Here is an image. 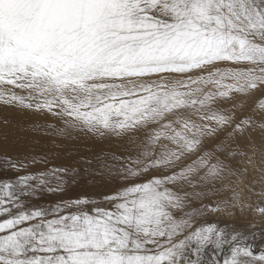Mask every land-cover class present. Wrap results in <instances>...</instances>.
<instances>
[{"label": "snow or ice", "instance_id": "snow-or-ice-1", "mask_svg": "<svg viewBox=\"0 0 264 264\" xmlns=\"http://www.w3.org/2000/svg\"><path fill=\"white\" fill-rule=\"evenodd\" d=\"M258 91L264 0H0V104L89 132L144 131L137 155L114 157L119 186L98 198L30 203L46 176L62 184L69 169L0 156L16 173L0 178V264H264V229L196 219L241 202L247 169L235 158L256 168L262 152L238 140L264 135V99L250 114L218 105ZM221 132L215 152L202 151ZM253 194L242 210L264 219V191Z\"/></svg>", "mask_w": 264, "mask_h": 264}, {"label": "rangeland", "instance_id": "rangeland-1", "mask_svg": "<svg viewBox=\"0 0 264 264\" xmlns=\"http://www.w3.org/2000/svg\"><path fill=\"white\" fill-rule=\"evenodd\" d=\"M175 78H170L174 80ZM264 99V91H258L251 97L237 96L233 101H225L228 103L226 108L232 106V103L237 105L243 104L242 114H250L252 109L256 107L260 100ZM219 107L222 102H219ZM241 113H238V115ZM7 121V125L5 124ZM264 123V121H258ZM48 124L53 125L56 129H64L62 135H58L55 129L44 127ZM18 126L23 127V131L18 130ZM39 127V130H31L33 127ZM66 132L68 134L76 133L77 135L94 136L97 139H105L106 130L97 128L94 132H89L82 124L73 122V125H67L61 118H53L48 114H31L23 112V110H16L0 104V156L5 154L9 156H31L34 158H43L44 162L31 167L29 171H47L53 167H67L69 172L61 178L63 183L57 179L56 175H49L45 177L48 182L47 186L41 185L35 189V199L27 198L30 203L48 206L59 201H68L81 196H88L90 198H98L101 195L113 191L120 183L119 167L121 161L114 159L115 156L125 157L119 155L118 152H113L109 149L95 150L88 143L79 142L74 136L65 138ZM142 136L144 131L142 130ZM113 134V133H112ZM125 134L134 135L135 132H128ZM226 133L221 132L216 138L209 139L207 143L203 144L202 151L215 152L216 144L220 139L224 138ZM115 135V134H114ZM117 136V135H115ZM220 137V138H219ZM210 142V144H209ZM250 143H255L261 148L262 155L257 156L256 168L247 164V161L242 157L237 156L234 164L238 168H246L247 174L243 177L242 183L239 185L241 192V202L233 206L230 201L228 204H220L219 212L215 214L197 215L196 219L199 222H214L219 226H228L239 231H251L264 229V219L259 216H253L247 209L242 206L247 205L249 200L256 201L260 199L253 193L264 191V135L259 131L252 135L251 140L241 139L238 144L251 155V150L248 148ZM235 146V145H233ZM224 158L222 154L217 153ZM102 165H112L111 173L105 171ZM72 169H75L73 172ZM16 173L3 172L0 170V178L12 177ZM33 181V184H36ZM60 185L62 191L49 192L46 187H55ZM251 186V191L245 193V187ZM191 192V189H185ZM228 194L223 196H211L209 199L223 200ZM204 203H209L205 200ZM191 209L197 210L201 207V201L193 199L190 201ZM254 224L255 229H250L249 226ZM257 248L264 247L260 240L255 242Z\"/></svg>", "mask_w": 264, "mask_h": 264}, {"label": "bare ground", "instance_id": "bare-ground-1", "mask_svg": "<svg viewBox=\"0 0 264 264\" xmlns=\"http://www.w3.org/2000/svg\"><path fill=\"white\" fill-rule=\"evenodd\" d=\"M221 102L222 106L226 108L228 103L225 101ZM141 131L142 130L134 131L135 134L133 136L130 134L115 136L114 134L109 133L107 134V137L105 139H97L94 138V136H86L80 133H78L79 135H77L76 133L68 134L66 132L65 138L70 139V136H74L76 137V140H78L79 142L88 143V145H91L95 150L109 149L113 152H118L119 155H124L125 157H127L137 155L139 151L138 145L141 143L144 137V135L142 136ZM207 142L208 140L205 141V143ZM238 142H240V140H238Z\"/></svg>", "mask_w": 264, "mask_h": 264}]
</instances>
